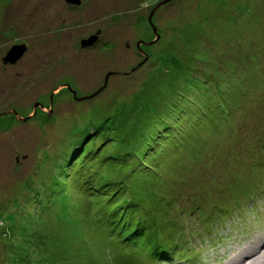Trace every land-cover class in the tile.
Wrapping results in <instances>:
<instances>
[{
  "label": "rangeland",
  "instance_id": "374dc122",
  "mask_svg": "<svg viewBox=\"0 0 264 264\" xmlns=\"http://www.w3.org/2000/svg\"><path fill=\"white\" fill-rule=\"evenodd\" d=\"M77 2L0 0V264H168L183 236L195 250L172 264L253 252L264 238V0ZM156 24L164 40L144 66L118 36L152 39ZM145 168L157 182L142 185Z\"/></svg>",
  "mask_w": 264,
  "mask_h": 264
},
{
  "label": "trees",
  "instance_id": "16d2710c",
  "mask_svg": "<svg viewBox=\"0 0 264 264\" xmlns=\"http://www.w3.org/2000/svg\"><path fill=\"white\" fill-rule=\"evenodd\" d=\"M218 2V1H217ZM213 33V32H212ZM210 36V35H209ZM196 45H198L197 44V41H196ZM201 45V44H200ZM193 48L191 49V50H196V48H200V46L198 45L197 47H195V46H192ZM196 52H197V50H196ZM199 62H201V63H204V62H206L207 63V66H209V65H211L212 66V64H213V62H211V61H209L208 62V60L207 61H204V60H202V59H197ZM255 60H257V59H255ZM258 61V60H257ZM257 61H255V65L256 64H258L257 63ZM181 66V68H180V72L182 71V69H183V67H182V65H180ZM198 66V65H197ZM196 65H195V67H194V69H192V71L194 72V71H196L197 72V74L198 73H200L201 72V69L199 68V67H197ZM226 66V65H225ZM262 68V67H261ZM258 71H260V69H257ZM206 74V78H204V82H208V81H205V79L206 80H209L211 77H212V75H211V73H209L208 71L207 72H205ZM192 75V74H191ZM204 74H203V76H205ZM262 75L263 74H260L259 72H257V74L255 75V76H253V78H251L250 76H247L245 79H247V84H256V82H257V77H260V79L262 78ZM210 77V78H209ZM258 81H259V79H258ZM189 82H191L190 84H193V83H195L194 82V80H190ZM243 82H245V81H243ZM196 83H198L199 84V81H197ZM199 88V85L196 87V89H198ZM175 94H176V92H175ZM167 146H168V143H167ZM162 156H163V158H165V155L164 154H161ZM160 155V156H161ZM159 157V156H158ZM158 157H157V159H158ZM165 160V159H164ZM163 163V162H162ZM249 164H253V162H250ZM113 165H115L116 167H118V165H120L119 163H116L115 162V164H108L107 165V167H109V166H113ZM264 166V163H262V166H261V168ZM222 174V173H221ZM224 175V173L222 174V176ZM235 177L236 178H234V180L232 181L233 182V185L232 186H240L241 184H242V182L239 180V178L235 175ZM136 178H138L139 179V181H141L142 182V185H144V184H149V183H153V182H157L158 181V179H159V175H158V173H156V171H155V169H148V168H145V171H140L137 175H136ZM218 179H220L219 177H218ZM253 178H250L249 180V186L248 187H256L257 188V186L256 185H252L251 184V180H252ZM173 183H176V182H173ZM232 186H230V187H232ZM105 188V187H104ZM104 188H102L101 187V190H103ZM198 188H200V187H195L194 189H186L187 190V192L185 193V194H183V196L181 195V197L179 196V195H177V198L180 200V204H182L181 203V200L183 199V201H184V197H185V203H183L184 205H186L187 204V202H188V198L186 197V195L188 196V194H190V192L192 191L193 193H195V191H197L198 190ZM94 190H95V188H94ZM256 191V190H255ZM254 191V193L253 194H255L256 192ZM179 194V193H178ZM207 194H209V192H207ZM210 195V194H209ZM98 200H105V199H98ZM236 201V200H235ZM98 203H99V201H98ZM103 203V202H102ZM235 203V202H234ZM233 203V204H234ZM233 204H228V205H233ZM236 204V203H235ZM227 209H229L228 208V206H227ZM219 211H222V210H226V209H223V208H221V209H218ZM228 212H230V211H228L227 210V212L226 213H228ZM186 215H182V217H181V219H182V221L185 223V220L187 219V217L188 216H190V213H185ZM207 227H209V224L207 225ZM207 231V230H206ZM153 233V232H152ZM154 234V233H153ZM204 236L205 234L202 232V233H198V236L197 237H199V239H200V236ZM184 239H185V237L183 236L182 238H180L179 240H182V242H183V244H184V246H183V249H178V248H173L172 246H171V248L168 250V252H164V254H163V256L160 258V260H162V261H164V262H168V264H172L173 263V261H175L176 259H175V257L176 256H179V251H184V252H190V250L191 251H193V250H195V248H194V246H193V243L192 242H186V243H184ZM203 244V243H202ZM202 244H199V245H202ZM170 251V252H169ZM201 254H203L202 253V251L201 250H198L196 253H195V255H201ZM195 255H193V254H191V256L190 255H188V256H190V257H188L187 259L188 260H182L181 262H179L178 261V263H180V264H187L186 263V261H192V259L194 260V258H196L195 257ZM194 262H197L198 263V261L196 260V261H194Z\"/></svg>",
  "mask_w": 264,
  "mask_h": 264
},
{
  "label": "flooded vegetation",
  "instance_id": "af4514ba",
  "mask_svg": "<svg viewBox=\"0 0 264 264\" xmlns=\"http://www.w3.org/2000/svg\"><path fill=\"white\" fill-rule=\"evenodd\" d=\"M46 12V11H45ZM43 20L45 21V18L43 17ZM156 26V27H155ZM154 27L156 28L155 30H151L150 28V25H149V31L150 33L153 35V38L152 39H141V38H138L137 39V36H139V32H134V33H126L127 30H125V33L122 37H119L118 38L122 41L121 42V46L123 45L122 43H124V45L126 46L127 50L131 51L132 54L143 60L142 63H144V66L146 65L147 61H149V54H150V50L152 48H156L158 45L162 44L164 38L162 36V32H161V29H159L158 25L156 24ZM158 29V31H157ZM136 31V30H135ZM98 34L102 35V32H98ZM4 37H6L4 35ZM100 37V36H99ZM136 37V38H135ZM134 38V39H133ZM90 39V38H89ZM88 39V40H89ZM88 40H84V42L88 41ZM133 42L135 43L134 46H133ZM150 43H153L151 46H149L148 44ZM155 43V44H154ZM98 44V42L96 43H93L91 47H89L90 49L93 48V47H96V45ZM27 47V45H24ZM15 47V46H14ZM27 50H28V47H27ZM148 54V55H147ZM25 56V55H24ZM21 61V60H20ZM3 62V60H2ZM4 65V64H3ZM17 63L15 65H4L5 67L6 66H16ZM141 66V64L139 65ZM144 66L142 67H138L139 70L143 69ZM115 78V76L113 77ZM109 81V80H108ZM108 81L105 80L106 83V86H108ZM105 85V83H104ZM104 87V86H103ZM103 87L101 89H103ZM100 89V90H101ZM70 91L72 92V90L70 89ZM74 91V90H73ZM73 93V92H72ZM97 93V92H96ZM95 93V94H96ZM76 93H74V98L77 99L76 97ZM78 100V99H77Z\"/></svg>",
  "mask_w": 264,
  "mask_h": 264
},
{
  "label": "water",
  "instance_id": "95a60500",
  "mask_svg": "<svg viewBox=\"0 0 264 264\" xmlns=\"http://www.w3.org/2000/svg\"><path fill=\"white\" fill-rule=\"evenodd\" d=\"M77 1L80 0H67L68 3L71 4H75L78 3ZM166 2H164L163 4H165ZM156 11V10H155ZM155 11L153 12V14L155 13ZM152 18V17H151ZM150 18V19H151ZM95 40H91L89 42H83V46H90L94 43ZM153 43H151L152 45ZM27 52V47L26 46H15L13 47L10 52L7 54V56L3 59V64L4 65H15L16 63H18L26 54ZM108 79V78H107ZM107 83V82H106ZM106 83L104 85V88L106 87ZM103 89H101L100 91H102ZM99 91V92H100ZM98 92V93H99ZM98 93L94 94L93 96H91L89 99H93ZM37 108V106H36Z\"/></svg>",
  "mask_w": 264,
  "mask_h": 264
},
{
  "label": "bare ground",
  "instance_id": "6f19581e",
  "mask_svg": "<svg viewBox=\"0 0 264 264\" xmlns=\"http://www.w3.org/2000/svg\"><path fill=\"white\" fill-rule=\"evenodd\" d=\"M259 244H260V246H258L255 250H253V252H251L249 254L247 252H243L242 254H239V256H237L229 264H256L258 256L261 253H264V238L262 241L259 242ZM243 257H245V258H243Z\"/></svg>",
  "mask_w": 264,
  "mask_h": 264
}]
</instances>
